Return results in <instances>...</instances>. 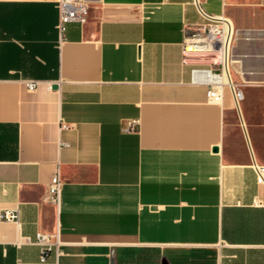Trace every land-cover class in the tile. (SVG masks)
Instances as JSON below:
<instances>
[{
    "label": "crops",
    "instance_id": "0c3cea01",
    "mask_svg": "<svg viewBox=\"0 0 264 264\" xmlns=\"http://www.w3.org/2000/svg\"><path fill=\"white\" fill-rule=\"evenodd\" d=\"M56 1L0 0V264L39 232L58 264H264V0H198L235 30L225 74L185 47L193 0H84L61 34Z\"/></svg>",
    "mask_w": 264,
    "mask_h": 264
},
{
    "label": "built area",
    "instance_id": "2783aa9c",
    "mask_svg": "<svg viewBox=\"0 0 264 264\" xmlns=\"http://www.w3.org/2000/svg\"><path fill=\"white\" fill-rule=\"evenodd\" d=\"M198 6V0H193ZM58 22L57 30L61 34L68 23H82L85 19L86 6L84 0H57ZM204 24L196 25L192 28H185L186 42L185 47L188 50L200 53H216L218 56L217 66L219 72L225 74L228 71L230 63V51L235 36V30L231 22L226 18H212L199 9ZM211 70L193 69L191 74L194 81L203 82L208 85L206 90V100L212 104H218L221 101L222 82L220 74L210 73ZM36 82L29 81L26 83L28 90L35 89ZM234 100H238L241 94L238 90H232ZM65 128V126H62ZM256 182L264 187V166L254 165ZM58 178L55 174L50 180L47 189L48 202L57 204L58 202ZM0 218L11 221L16 220V213L5 211L0 214ZM28 244L39 246L38 264H58V251L55 250V257L50 261V253L56 246L52 241V236L39 232L34 240L25 238Z\"/></svg>",
    "mask_w": 264,
    "mask_h": 264
},
{
    "label": "rangeland",
    "instance_id": "374dc122",
    "mask_svg": "<svg viewBox=\"0 0 264 264\" xmlns=\"http://www.w3.org/2000/svg\"><path fill=\"white\" fill-rule=\"evenodd\" d=\"M257 100L264 101V93H260L257 95Z\"/></svg>",
    "mask_w": 264,
    "mask_h": 264
},
{
    "label": "water",
    "instance_id": "95a60500",
    "mask_svg": "<svg viewBox=\"0 0 264 264\" xmlns=\"http://www.w3.org/2000/svg\"><path fill=\"white\" fill-rule=\"evenodd\" d=\"M213 151H216V149L214 148Z\"/></svg>",
    "mask_w": 264,
    "mask_h": 264
},
{
    "label": "bare ground",
    "instance_id": "6f19581e",
    "mask_svg": "<svg viewBox=\"0 0 264 264\" xmlns=\"http://www.w3.org/2000/svg\"><path fill=\"white\" fill-rule=\"evenodd\" d=\"M222 81V80H221Z\"/></svg>",
    "mask_w": 264,
    "mask_h": 264
}]
</instances>
